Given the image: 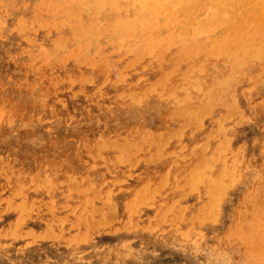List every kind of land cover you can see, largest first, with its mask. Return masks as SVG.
I'll return each mask as SVG.
<instances>
[{
    "label": "rangeland",
    "instance_id": "obj_1",
    "mask_svg": "<svg viewBox=\"0 0 264 264\" xmlns=\"http://www.w3.org/2000/svg\"><path fill=\"white\" fill-rule=\"evenodd\" d=\"M109 1L0 0V264H264V0Z\"/></svg>",
    "mask_w": 264,
    "mask_h": 264
},
{
    "label": "bare ground",
    "instance_id": "obj_2",
    "mask_svg": "<svg viewBox=\"0 0 264 264\" xmlns=\"http://www.w3.org/2000/svg\"><path fill=\"white\" fill-rule=\"evenodd\" d=\"M98 1L101 2V3H106L107 1L110 2L109 0H98ZM116 1H117V0H116ZM116 1H114V2H116ZM124 1H127V0H122V1H121V0H118L117 3L120 2L121 4H123V3H125ZM131 1H132V0H130L129 2H131ZM141 1H142V2H141ZM168 1L172 2V3H170V4L173 6V9H174V7L176 8L179 4H180V6H183V8H189V7H192L193 5H195L196 3H198V2L201 1V0H133V2H141L140 4H143V3H144V4H147L146 7H147L148 4H149V6H151L152 9L148 6V8L145 9V10H148V9H149V10H148L149 12H150V10H151V13H152V14L154 13L153 11H155V10H153V7H156V6H157L156 8H158V7H160V6H159L160 4H162V3H166V2H167V3H166V5H167V4H168ZM202 1H203V0H202ZM205 1H206V0H204V2H205ZM210 1H215V3H217L216 1H218V0H210ZM223 1H224V0H223ZM247 1H248V0H246V2H247ZM254 1H255V0H254ZM72 2H73V1H72ZM122 2H123V3H122ZM129 2H127L128 5H130ZM133 2L131 3L130 6H132ZM206 2H207V1H206ZM219 2H220V0H219ZM231 2H232V1H231ZM237 2H238V1H237ZM246 2H244V4H245ZM256 2H257V1H256ZM260 2L262 3L263 1L260 0ZM173 3H174V4H178V5H177V6H174ZM212 3H214V2H212ZM221 3H222V1H221ZM221 3H220V4H221ZM228 3H229V2H228ZM238 3H239V2H238ZM250 3H252V0L250 1ZM253 3L255 4V2H253ZM253 3H252V5H251V7H253ZM261 3H258V4L260 5ZM108 4H109V3H108ZM144 4H143V5H144ZM170 4H169V5H170ZM200 4H202V3H200ZM205 4H206V3H205ZM208 4H209V3H208ZM208 4H207V5H208ZM230 4H231V3H230ZM234 4H235V1H234ZM111 5H113V4H111ZM111 5H110V6H111ZM125 5H126V4H125ZM133 5H134V6L137 5V6L135 7V9L138 7V3H137L136 5H135V3H134ZM143 5H141V6H143ZM171 5H170V6H171ZM209 5H210V4H209ZM218 5H219V4H218ZM225 5H226V4H225ZM227 5H228V4H227ZM227 5H226V6H227ZM231 5H232V4H231ZM242 5H243V4H242ZM242 5H241V6H242ZM247 5H248V4H247ZM261 5H262V4H261ZM115 6H116V5H115ZM115 6H114V7H115ZM126 6H127V5H126ZM130 6H129V7H130ZM134 6H132V10L134 9V8H133ZM161 6H162V5H161ZM167 6H168V5H167ZM167 6H166V8H167ZM180 6H179V7H180ZM211 6H213V4L209 6L211 9H213ZM214 6H215V5H214ZM226 6H225V7H226ZM234 6H235V5H234ZM248 6H249V5H248ZM257 6H258V5H257ZM262 6H263V5H262ZM164 7H165V6H164ZM203 7H204L203 5H200V8H197V6L195 7L196 9L193 8L192 10H194V11H192V13H193V12H194V13H193L192 15H195V13L199 12V10L202 9ZM206 7H207V6H206ZM221 7H222V6H221ZM245 7H246V6H245ZM112 8H113V7H112ZM122 8H123V7H122ZM130 8H131V7H130ZM138 8L140 9V7H138ZM138 8H137V9H138ZM144 8H145V7H144ZM162 8H163V6H162ZM162 8H160V9H161L160 11H161V12H162V11L165 12V11H166V10H165L166 8H164L163 10H162ZM168 8H169V7H168ZM228 8H229V7H228ZM242 8H244V7H242ZM102 9H104L103 6H102ZM109 9H110V8H109ZM113 9H114V8H113ZM113 9H112V10H113ZM116 9H117V8H116ZM120 9H121V8H120ZM135 9H134V10H135ZM197 9H199V10L197 11ZM217 9H218V8H217ZM219 9H220V8H219ZM226 9H227V8H226ZM226 9H225V10H226ZM238 9H239V8H238ZM244 9H245V8H244ZM251 9H253V8H251ZM257 9H258V8H257ZM259 9H260V8H259ZM261 9H262V8H261ZM127 10H128V9H127ZM140 10H141V9H140ZM157 10H158V9H156V11H157ZM170 10H171V8L168 9L169 12H170ZM189 10H191V9H189ZM215 10H216V8H215ZM245 10H246V9H245ZM248 10H249V9H248ZM255 10H256V9H255ZM255 10H254V11H255ZM141 11H142V10H141ZM156 11H155V12H156ZM168 11H166V12H167V13H166L167 15H169ZM180 11H181V9H180ZM180 11H176V12L178 13V12H180ZM196 11H197V12H196ZM216 11H217V10H216ZM229 11H230V10H229ZM233 11L235 12V8H234ZM238 11H239V10H237L236 14L238 13ZM240 11H241V10H240ZM240 11H239V12H240ZM256 11H257V10H256ZM259 11L261 12V10H259ZM144 12H145V11H144ZM176 12H175V13H176ZM220 12H221V11H220ZM222 12H224V10H222ZM230 12H232V11H230ZM131 13H133V12H131ZM147 13H148V12H147ZM147 13H146V14H147ZM151 13H150V14H151ZM162 13H163V12H162ZM190 13H191V11H190ZM209 13H210V12H209ZM209 13L207 12V14H209ZM211 13H212V12H211ZM211 13H210V14H211ZM225 13H226V12H225ZM225 13H223V14H225ZM253 13H254V12H253ZM136 14H137V13H136ZM146 14H145V15H146ZM148 14H149V13H148ZM170 14H171V13H170ZM184 14H185V13H184ZM207 14H206V16H207ZM132 15H134V13H133ZM159 15H160V13H159ZM171 15H174V14H171ZM177 15H179V13H178ZM215 15H217V13H215ZM215 15H214V16H215ZM240 15H242V14L239 13L238 16L240 17ZM254 15H255V14H254ZM164 16H165V15H164ZM164 16H163V18L165 19ZM182 16L184 17V15H182ZM185 16H187V15H185ZM189 16H190V15H189ZM189 16H187V17L189 18ZM211 16H213V15L211 14ZM211 16H210V17H211ZM223 16H224V15H223ZM226 16L228 17L227 14H226ZM226 16H224L223 19H227ZM257 16H259V15H257ZM143 17H144V16H143ZM148 17H149V15H148ZM148 17H147V18H148ZM176 17H177V16H176ZM176 17H175V18L171 17V19H174L173 21L176 20V23H177V22L179 23V21H178V19H176ZM187 17H186V18H187ZM201 17H202V16H201ZM210 17H209V18H210ZM235 17H236V15H235ZM239 17H238V18H239ZM249 17H250V15H249ZM253 17H254V16H253ZM154 18H155V17H154ZM179 18L182 20V17H179ZM184 18H185V17H184ZM186 18H185V19H186ZM207 18H208V17H207ZM256 18H257V17H256ZM258 18H259V17H258ZM263 18H264V17H263ZM263 18H262V19H263ZM134 19H135V17H134ZM142 19H143V18H142ZM168 19H170V16H169ZM168 19H167V20H168ZM240 19H241V17H240ZM248 19H249V22H247V23H249V24H247V26H249V25L251 24V22L255 24V22H256L255 19H254V21H253V19H251V18H247V19H244V20H242V21H245V22H246V20L248 21ZM250 19H251L252 21H250ZM128 20H129V19H128ZM131 20H132V19H131ZM131 20H130V22H132ZM151 20H152V18H151ZM165 20H166V19H165ZM183 20H184V19H183ZM183 20H182V22H183ZM189 20L192 21L193 19L190 18ZM216 20H217V19H216ZM232 20H233V18H232ZM235 20H236V19H235ZM256 20H257V22H258V19H256ZM118 21H119V20H118ZM126 21H127V20H126ZM156 21H157V18H156ZM173 21H172V22H173ZM208 21H210V20H208ZM239 21L241 22V20H238V23H239ZM259 21H260V19H259ZM103 22H104V21H103ZM119 22H120V21H119ZM134 22L136 23L135 20H134ZM145 22H146V21H145ZM165 22H166V21H165ZM165 22H164V24H165ZM167 22H168V21H167ZM205 22H207V21H205ZM210 22H211V21H210ZM216 22H217V21H216ZM99 23H100V22H99ZM116 23H118V22H116ZM116 23H115V24H116ZM141 23H143V22L141 21V22L139 23V27L142 26ZM211 23H212V22H211ZM241 23H243V22H241ZM241 23H239V24H240L239 27H242V26H241ZM258 23H259V22H258ZM118 24H120V23H118ZM137 24H138V22L136 23V25H137ZM164 24H163V25H164ZM207 24L209 25L210 23H206V25H207ZM212 24H214V23H212ZM218 24H219V27H220V24H221V26H225V27H226V25H222V23H219V22H218L217 25L214 24V25H215L214 28H213L211 25H210L211 27H208V26L205 25V26L207 27V28L204 27V28H205V31H206L208 28H212V30L209 29V31H214L216 28H219V27H218ZM136 25H135V26H136ZM169 25H170V24H169ZM185 25H190V24H185ZM192 25H194V24H192ZM192 25H191V26H192ZM232 25H233V24H232ZM234 25H235V23H234ZM164 26H165V25H164ZM170 26H171V25H170ZM174 26H175V23H174ZM191 26H190V27H191ZM236 26H238V25H236ZM247 26H245V28L248 29ZM253 26H254V25H253ZM253 26H252L251 28H253ZM261 26H262V28L264 27V25H261ZM147 27H148V26H147ZM155 27L158 28L157 26H155ZM166 27H169L167 23H166ZM176 27H177V26H176ZM176 27H174V28H176ZM187 27H188V26H187ZM233 27H234V26H233ZM233 27L231 26V29H232V32H230L231 34H233ZM239 27H237V28H239ZM256 27L259 28L258 25H256ZM143 28H145V27H143ZM148 28L150 29V26H149ZM152 28H153V29H152V33H151V31H150V33L153 34V35H154V33H155V35H157V32H158V31L155 32L156 30L154 29V27H152ZM169 28H170V27H169ZM177 28H178V27H177ZM237 28H235V29H237ZM245 28H244V29H245ZM254 28H255V27H254ZM258 28H257V29H258ZM145 29H146V28H145ZM149 29H148V30H149ZM190 29H191V28H190ZM192 29H193V30H196L195 27H193ZM222 29H224V27H223ZM235 29H234V30H235ZM239 29H240V28H239ZM241 29H242V28H241ZM241 29H240V30H241ZM244 29H242V31H241L242 33H240L241 35L243 34V32H244L243 30H244ZM140 30H142V29H140ZM154 30H155V31H154ZM167 30H168V29H167ZM227 30L229 31L230 28H228ZM261 30H262V29H261ZM135 31H136V30H135ZM153 31H154V33H153ZM197 31H198V30H197ZM207 31H208V30H207ZM209 31H208V32H209ZM228 31H226L227 33H225V34H229ZM255 31H256V29H255ZM165 32H167V31H165ZM193 32H194V33H192V34H195V31H193ZM198 32H199V31H198ZM222 32H223V31H221V33H222ZM245 32H246V31H245ZM258 32H261V31L258 30ZM258 32H256V33L258 34ZM140 33H141V32H140ZM145 33H146V32H145ZM190 33H191V30H190ZM217 33H218V32H217ZM235 33H236V32H235ZM235 33L233 34L234 36H235ZM249 33H250V32H249ZM252 33H253V32H252ZM252 33H251V34H252ZM137 34H139V33H137ZM137 34H136V35H137ZM148 34H149V33H148ZM148 34H147V36H148ZM151 34H149L150 36H148V38L151 37ZM198 34H199V33H197V35H198ZM218 34H219V33H218ZM59 35H60V34H59ZM132 35H133V34H132ZM140 35H141V34H140ZM143 35H144V34H143ZM143 35H142V36H143ZM158 35H159V34H158ZM167 35H168V34H167ZM199 35H200V34H199ZM221 35H223V34H221ZM221 35H220V37H221ZM253 35H255V34L253 33ZM253 35H252V36H253ZM142 36H141V38H143ZM169 36H170V35H169ZM189 36H190V35H189ZM189 36H188V37H189ZM194 36H195V35H194ZM226 36H227V35H226ZM226 36L224 37V39H226ZM262 36H264V35H262ZM138 37H139V36H138ZM154 37H155V36H154ZM163 37H165V36H163ZM195 37H196V36H195ZM230 37H231V36H230ZM230 37L227 36V38H230ZM232 37H233V36H232ZM243 37H244V35L242 36V38H243ZM247 37H248V36H247ZM247 37H246V38H247ZM136 38H137V36H136ZM141 38L139 37V38L137 39V41H139ZM157 38H158V37H157ZM168 38H169V37H168ZM183 38H185V37H183ZM238 38H239V36H238ZM242 38H240V39H242ZM244 38H245V37H244ZM249 38H250V36H249ZM152 39H153V38H152ZM165 39H166V38H165ZM193 39H195V38L193 37ZM222 39H223V38H222ZM240 39H237V40H238V41H241ZM251 39H252V38H250V40H251ZM262 39L264 40L263 37H262ZM125 40H126V39H125ZM143 40H144V39H143ZM147 40H148V39H147ZM159 40L161 41V40H163V38L161 39V36H160V39H159ZM246 40H248V39H246ZM246 40H245V41H246ZM51 41H52V40H51ZM140 41H141V40H140ZM157 41H158V39H157ZM193 41H194V40H192V43H195V42H196V41H195V42H193ZM218 41H219V40H218ZM218 41H217V42H218ZM245 41H244V42H245ZM125 42H127V41H125ZM134 42H135V41H134ZM149 42H150V41H149ZM152 42H153V40H152ZM250 42H251V41H250ZM255 42H256V41H255ZM260 42H261V41H260ZM262 42H263V41H262ZM132 43H133V41H132ZM196 43H197V42H196ZM232 43H233V45H236L234 42H232ZM241 43H242V42H241ZM256 43H258V42H256ZM222 44H223V43H222ZM243 44H244V43H243ZM243 44H242V45H243ZM246 44H247V43H246ZM148 45H150V44L148 43ZM152 45H153V44H151V46H152ZM156 45H157V44H156ZM166 45H168V43H167ZM190 45H191V44H190ZM196 45H197V44H196ZM215 45H216V44H215ZM227 45H228L227 47H229L230 44H227ZM238 45H240V42L237 43V46H238ZM249 45H250V44H249ZM249 45H247V47H250ZM252 45H253V44H252ZM258 45H260V44H258ZM258 45H257V46H258ZM218 46H220V45H218ZM237 46H235V47L237 48ZM255 46H256V45H255ZM148 47H149V46H148ZM216 47H217V46H216ZM216 47H215V48H216ZM223 47H224V46H223ZM225 47H226V45H225ZM241 47H242V46H241ZM261 47H262V49H263V45H262ZM144 48H145V46H144ZM162 48H163V47H162ZM162 48H161V49H162ZM164 48H165V47H164ZM211 48H212V47H211ZM217 48H218V47H217ZM231 48H232V51H233V49H234L233 47L225 48V50H226V49L228 50V49H231ZM252 48H253V49H254V48L256 49V47H253V46L251 47V49H252ZM259 48H260V47H259ZM240 49H241V48H240ZM242 49H243V48H242ZM242 49H241V50H242ZM248 49H249V48H248ZM212 50H213V49H212ZM218 50H219V51L221 50L220 47H219ZM225 50H224V51H225ZM235 50H236V49H234V51H235ZM162 51H163V50H162ZM215 51H216V50H215ZM215 51H214V52L211 51V52L214 53V54H216L217 51H216V52H215ZM224 51H223V53H226V51H225V52H224ZM242 51H243V50H242ZM252 51H253V50H252ZM159 52H160V51H159ZM230 52H231V51H230ZM237 52H238V50L236 51V54H237ZM246 52H247V51H246ZM147 53H148V52H147ZM218 53H219V52H218ZM231 53H232V52H231ZM234 53H235V52H234ZM247 53H248V52H247ZM260 53H261V52H260ZM161 54H162V53H161ZM236 54H235V55H236ZM242 54L244 55L245 53H242ZM209 55H211V54H209ZM217 55H218V54H217ZM217 55H216V56H217ZM219 55H220V53H219ZM232 55H233V54H232ZM235 55H234V56H235ZM261 55H262V54H261ZM229 56H230V55H229ZM255 56H256V55H255ZM209 57H210V56H209ZM232 57H233V56H232ZM258 57H260V55H259ZM225 58H226V57H225ZM245 58H246V57H245ZM247 58H248V56H247ZM250 58H251V57H250ZM234 59H235V58H234ZM205 60H206V59H205ZM216 60H217V59H216ZM228 60H229V58H228ZM232 60H233V58H232ZM232 60H231V61H232ZM237 60H238V59H237ZM241 60H242V59H241ZM179 61H180V60H179ZM213 61H215V60H213ZM65 62H66V61H65ZM236 62H237V61H236ZM239 62H241V61H239ZM243 62H244V61H243ZM250 62H251V61H250ZM250 62H249V63H250ZM129 63H130V62H129ZM178 63H180V62H178ZM178 63H177V64H178ZM203 63H204V62H203ZM213 63H214V62H213ZM221 63H222V62H221ZM233 63H234V61H233ZM233 63H232V64H233ZM241 63H242V62H241ZM243 64H244V63H243ZM87 65H88V64H87ZM126 65H127V64H126ZM257 65H258V64H257ZM35 66H36V65H35ZM198 66H199V65H198ZM214 66H215V65H214ZM230 66H231V65H230ZM235 66H236V65H235ZM251 66H252V65H251ZM201 67H202V65H201ZM125 68H126V67H125ZM203 68H204V67H203ZM236 68H237V67H236ZM129 69H130V68H129ZM204 69H205V68H204ZM262 69H263V68H262ZM171 70H172V69H171ZM171 70H170V71H171ZM229 70H230V69H229ZM120 72H121V71H120ZM167 72H168V71H167ZM201 72H202V71H201ZM258 72H260V71H258ZM262 72H263V71H262ZM121 73H122V72H121ZM168 73H169V72H168ZM190 73H192V72H190ZM193 73H194V72H193ZM211 73H212V72H211ZM235 73H236V72H235ZM255 73H256V72H255ZM185 74H186V73H185ZM212 74H214V71H213ZM238 74H239V73H238ZM165 75H166V74H165ZM181 75H182V74H181ZM188 75H189V74H188ZM188 75H187V76H188ZM228 75H230V74H228ZM241 75H242V74H241ZM163 76H164V75H163ZM230 76H231V75H230ZM230 76H229V77H230ZM242 76H243V75H242ZM188 77H189V76H188ZM201 77H202V76H201ZM205 77H206V76H205ZM247 77H248V75H247ZM250 77H251V76H250ZM250 77H249V78H250ZM262 77H264V76H262ZM165 78H166V77H165ZM199 78H200V77H199ZM231 78H232V77H231ZM82 79H83V78H82ZM188 79H189V78H188ZM218 79H219V78H218ZM229 79H230V78H229ZM115 80H116V79H115ZM163 80H164V79H163ZM191 80H193V79H191ZM200 80H201V79H200ZM202 80H203V79H202ZM233 80H234V79H233ZM82 81H83V80H82ZM116 81H117V80H116ZM197 81H198V79H197ZM222 81H223V80H222ZM246 81H247V80H246ZM74 82H75V81H74ZM223 82H224V81H223ZM225 82H226V81H225ZM133 84H134V83H133ZM154 84H155V83H154ZM189 84H190V83H189ZM200 84H201V83H200ZM217 85H219V84H217ZM221 85H222V84H221ZM192 86L195 87V85H192ZM190 87H191V85H190ZM252 87H253V86H252ZM192 88H193V87H192ZM219 88H220V87H219ZM223 88H224V87H223ZM200 89H201V88H200ZM203 89H204V88H203ZM205 89H206V88H205ZM209 89H210V88H209ZM214 89H215V88H214ZM220 89H221V88H220ZM247 89H248V88H247ZM249 89H251V88H249ZM205 91H206V90H205ZM207 91H208V90H207ZM223 91H225V90H223ZM223 91H222V93H223ZM151 92H152V91H151ZM219 92H220V91H219ZM143 93H144V92H143ZM225 93H226V92H225ZM234 93H235V92H234ZM157 95H158V94H157ZM216 95H218V94H216ZM242 95H243V94H242ZM206 96H207V94H206ZM219 96H220V95H219ZM228 96H229V95H228ZM246 96H247V95H246ZM217 97H218V96H217ZM231 98L233 99L234 96L231 97ZM232 99H230V100H232ZM251 100H252V99H251ZM134 101H135V100H134ZM134 101H133V102H134ZM257 101H258V100H257ZM232 102H233V103L235 102L234 99H233ZM236 102H237V101H236ZM217 103H218V102H217ZM226 103H227V102H226ZM218 104H219V103H218ZM227 105H228V104H227ZM234 105H235V104H234ZM262 105H263V104H262ZM215 106H216V105H215ZM230 106H231V105H230ZM235 106H236V105H235ZM232 107H234V106H232ZM236 108H237V107H236ZM237 109H239V108H237ZM236 111H238V110H236ZM240 111H242V110H240ZM240 111H239L238 113H242V112H240ZM253 111H254V110H253ZM227 112H228V111H227ZM231 114H232V113H231ZM234 114H235V113H234ZM244 116H245V114H244ZM223 117H224V116H223ZM221 118H222V117H221ZM221 118H220V119H221ZM242 118H244V117H242ZM245 118H246V117H245ZM249 118H250V117H249ZM249 118H248V119H249ZM237 120H238V119H237ZM260 120H261V119H260ZM239 122H240V121H239ZM220 123H221V122H220ZM234 123H235V122H234ZM235 124H237V123H235ZM216 125H217V124H216ZM227 125H228V124H227ZM229 125H230V124H229ZM263 125H264V124H263ZM220 126H221V124H220ZM227 127H228V126H227ZM261 127H262V126H261ZM222 128H223V127H222ZM256 128H257V127H256ZM214 129H216V128H214ZM223 129H224V128H223ZM218 131H219V130H218ZM211 135H212V134H211ZM208 137H210V136H208ZM222 137H223V136H222ZM227 137H228V136H227ZM227 137H226V138H227ZM211 138H212V137H211ZM217 138H218V137H217ZM223 138H224V137H223ZM219 139H220V138H219ZM219 139H218V140H219ZM229 139H230V138H229ZM208 140H209V139H208ZM225 140H226V139L224 138V141H225ZM231 140H232V139H231ZM222 141H223V140H222ZM216 142H217V141H216ZM227 142H229V141H227ZM227 142H226V143L224 142V143L227 144ZM252 143H253V142H252ZM202 144H203V143H202ZM225 144H223V147H224ZM220 145H222V144H220ZM228 145H229V144H228ZM215 146H216V145H215ZM218 146H219V144H218ZM218 146H217V147H218ZM238 146H239V145H238ZM227 147H230V148H231V146H227ZM221 148H222V147H221ZM221 148H220V150H222ZM240 148H241V147H240ZM217 149L219 150V147H218V148H215V150H217ZM215 150H213V151H215ZM236 150H237V149H236ZM217 152H218V151H217ZM222 152H223V151H222ZM231 152H232V151H231ZM218 153H219V152H218ZM234 153H235V152H234ZM224 155H225V154H224ZM240 155H241V154H240ZM217 156H218V155H217ZM211 158H212V157H211ZM217 158H218V157H217ZM241 158H242V156H241ZM247 158H248V157H247ZM263 158H264V157H263ZM209 159H210V158H209ZM243 159H244V158H243ZM200 160H202V159H200ZM204 160H205V159H204ZM210 160H211V159H210ZM213 160H214V159H213ZM263 160H264V159H263ZM214 161H216V160H214ZM198 162H199V161H198ZM210 162H211V161H210ZM222 162H223V161H222ZM232 162H233V158H232ZM224 163H225V162H224ZM224 163H223V164H224ZM168 164H169V163H168ZM192 164H193V163H192ZM196 164H197V163H196ZM196 164H194L195 167H196ZM198 164H199V163H198ZM205 164H206V163H205ZM205 164H202V165H205ZM216 164H217V163H216ZM234 164H235V163H234ZM200 165H201V164H200ZM206 165H209V164H206ZM215 166H216V165H215ZM219 166H220V165H219ZM202 167H206V166H202ZM210 167L212 168V166H210ZM213 167H214V166H213ZM232 167H233V165H232ZM234 167H235V166H234ZM236 167H237V166H236ZM245 167H246V166H245ZM192 168H194V167H192ZM197 168H198V167H197ZM197 168H196V171L198 170ZM226 168H227V167H226ZM243 168H244V167H243ZM209 169H210V168H209ZM202 170H203V169H202ZM219 170H220V169H219ZM227 170H228V169H227ZM199 171H200V170H199ZM232 171H233V169H232ZM238 171H239V169H238ZM194 172H195V170H194ZM208 172H209V171H208ZM226 172H228V171H226ZM241 172H242V171H241ZM195 173H196V172H195ZM202 173L204 174V171H203ZM229 173H230V171H229ZM233 173H235V171H234ZM193 174H194V173H193ZM193 174L191 175V178H192V176H193V177L196 176V175H193ZM196 174H197V173H196ZM237 174H239V172H238ZM257 174H258V173H257ZM200 175H201V174H200ZM205 175H206V174H205ZM222 175H224V174H222ZM226 175H227V174H226ZM229 175H230V174H229ZM240 175H241V174H240ZM211 176H212V175H211ZM196 177L198 178V176H196ZM196 177H195V179H192V180L194 181V183H195V180H197ZM209 177H210V176H209ZM218 177H219V176H218ZM218 177H217V178H218ZM235 177H236V176H235ZM240 177H241V176H240ZM256 177H257V176H256ZM207 178H208V177H207ZM189 179H190V178H189ZM234 179H235V178H233V180H234ZM193 181H192V182H193ZM205 181H206V180H205ZM218 181H219V180H218ZM228 181H229V180H228ZM230 181H231V179H230ZM235 181H237V180H235ZM263 181H264V180H263ZM199 182H200V181H199ZM208 182H209V181H208ZM212 182H213V184H214V181H212ZM212 182H211V183H212ZM221 182H222V181H221ZM221 182H220V184H221ZM189 183H190V182H189ZM194 183H193V184H194ZM205 183H206V182H205ZM209 183H210V182H209ZM216 183H217V182H215V186L218 185V184H216ZM229 183H231V185H232V182H229ZM160 184H161V183H160ZM193 184H192V188H193ZM198 184H199V183H198ZM222 184H223V183H222ZM222 184H221V185H222ZM225 184H226V183H225ZM225 184H224V185H225ZM194 187H195V185H194ZM220 187H221V186H220ZM226 187H228V186H226ZM226 187H225L224 190L227 189ZM195 188H197V187H195ZM169 189H170V188H169ZM189 189H190V191H193V190H191V188H189ZM206 189H207V188H206ZM211 189H212V188H211ZM211 189L209 190V188H208V191L211 192ZM216 189H217V188H216ZM212 190H214V189H212ZM217 190H218V189H217ZM219 190H221V188H220ZM196 191L198 192V188H197ZM203 191H204V190H203ZM201 192H202V191H201ZM216 192H217V191H216ZM219 193H220V192H219ZM222 195H223V194H222ZM198 196H199V195H198ZM209 196H210V195H209ZM211 196H212V197L214 196L213 193H211ZM215 196H216V195H215ZM247 197H248V196H247ZM147 198H148V197H147ZM149 198L151 199V197H149ZM149 198H148V199H149ZM198 198H199V197H198ZM210 198H211V197H210ZM213 198H214V197H213ZM215 198H216V197H215ZM218 198H219V197H218ZM218 198H217V199H218ZM148 199H147V200H148ZM220 199H221V197H220ZM253 199H254V198H253ZM143 200L145 201V199H143ZM151 200H152V199H151ZM212 200H213V199H212ZM214 200H215V199H214ZM214 200H213V201H214ZM144 201H141V202L143 203ZM215 201H216V200H215ZM218 201H219V200H218ZM145 202H146V201H145ZM142 203H141V204H142ZM148 203H149V202H148ZM148 203H147V204H148ZM208 203H210V202H208ZM144 204H145V203H144ZM217 204H220V203H218V202L216 203V202H215V204H213V206H215V205H217ZM142 205H143V204H142ZM197 205H198V204H197ZM210 205H212V204L210 203V204L208 205V206L210 207V209H211L212 207H211ZM206 206H207V205H206ZM208 206H207V208H209ZM217 206H218V205H217ZM217 206H216V207H217ZM216 207H214V209H215ZM138 208H139V207H138ZM207 208H206V210H204V211H208ZM217 208H218V207H217ZM251 208H252V207H251ZM201 209H202V208H201ZM210 209H209L210 212L208 211L209 213H211V210H210ZM135 210H136V209H135ZM213 211H214V210H212V213H214ZM216 212H217V210H216ZM134 213H136V212H134ZM202 213H203V212H202ZM209 213H208V215H209ZM206 214H207V212L205 213V215H202V216H205V217H206V216H207ZM217 214H218V212H217ZM211 215H212V214H211ZM213 216H214V214H213ZM213 216H211V218H212ZM205 217H204V218H201V219H202V220H206V219L208 220V219H211L210 217H209V218H208V217L205 218ZM214 217H215V216H214ZM212 220H214V218H213ZM216 220H217V219H216ZM210 221H211V220H210ZM199 222H200V221H199ZM211 222H212V221H211ZM217 222H218V221H217ZM215 223H216V222H215ZM216 225H217V224H216ZM192 226H193V225H192ZM213 226H214V224H213ZM142 227H143V226H142ZM127 231H128V230H127ZM176 233H177V232H176ZM184 233H186V232H184ZM179 235H180V233H179ZM197 235H198V234H197ZM201 235H202V233H201ZM201 235H199V236H201ZM204 236H205V235H204ZM185 237H186V236H185ZM186 238H187V237H186ZM208 238H209V237H208ZM214 238H215V237H214ZM203 239H204V238H203ZM176 240H177V239H176ZM215 240H216V239H215ZM192 242H193V241H192ZM233 243H234V242H233ZM214 244H215V243H214ZM218 244H219V243H218ZM231 244H232V243H231ZM224 245H225V243H224ZM224 245H223V246H224ZM221 248H222V247H221ZM213 250H214V249H213ZM220 251H221V250H220ZM222 251H223V250H222ZM229 251H230V250H229ZM223 252H225V251H223ZM219 253H220V252H219ZM221 257H222V256H221ZM222 258H223V257H222Z\"/></svg>",
    "mask_w": 264,
    "mask_h": 264
}]
</instances>
